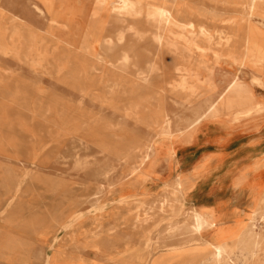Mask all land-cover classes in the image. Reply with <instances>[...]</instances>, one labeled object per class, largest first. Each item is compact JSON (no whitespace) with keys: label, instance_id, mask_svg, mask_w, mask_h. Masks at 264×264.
I'll return each mask as SVG.
<instances>
[{"label":"rangeland","instance_id":"rangeland-1","mask_svg":"<svg viewBox=\"0 0 264 264\" xmlns=\"http://www.w3.org/2000/svg\"><path fill=\"white\" fill-rule=\"evenodd\" d=\"M54 1L79 14L56 25L40 3L0 1V185L7 177L19 181L11 197L0 189V250L16 244L2 264H46L48 256L51 264H151L147 243L157 256L162 236L193 224L190 192L216 167L211 158L249 145L247 126L255 130L264 122V64H254L253 53L234 38L248 26L263 29L264 0H168L170 9L183 16L188 9L209 29L195 26L190 33L186 16L160 24L149 6ZM158 47L167 55L157 60L164 63L160 72L151 55ZM139 51L143 60L125 57ZM191 85L202 92L201 102L240 90L244 111H225L194 127L198 103L179 95ZM146 155L142 171H133L130 160ZM181 180L188 181L186 192L176 198ZM260 194H250L252 203ZM259 206L263 211L264 195ZM76 215L82 220L72 234L59 231ZM257 218L264 220V213ZM219 224L237 222L227 216ZM176 236L184 244L198 239L189 231ZM203 237L229 247L234 264H247L250 251L264 253V245L243 248L233 228Z\"/></svg>","mask_w":264,"mask_h":264},{"label":"bare ground","instance_id":"bare-ground-1","mask_svg":"<svg viewBox=\"0 0 264 264\" xmlns=\"http://www.w3.org/2000/svg\"><path fill=\"white\" fill-rule=\"evenodd\" d=\"M1 1V0H0ZM26 1V0H24ZM34 1L36 4L40 3L42 4L43 7H45L48 12L50 13L49 15H51L52 17V21L57 23L56 25L59 24V21L63 20L66 17H72L75 16L77 12V10H75L74 8L71 10H66L63 9L56 1L54 0H32ZM63 1V0H62ZM102 1V0H101ZM73 2V1H72ZM34 3V4H35ZM69 3V2H68ZM118 3L121 5L122 8L124 9H129L132 8L134 6H136L137 8H141V7H148V12L153 15V17L161 24L163 22H167L168 24L172 23V19L174 18V16L176 17H181V14L178 13V10H172L169 8L168 5V0H162L159 4H146L144 2H140V0H118ZM32 4V3H31ZM114 4V3H113ZM258 4V1H257ZM64 5V4H62ZM68 5V4H67ZM73 5V4H72ZM116 5V4H115ZM141 5V6H140ZM119 6V5H118ZM249 6V5H248ZM22 7V6H21ZM76 7V6H75ZM207 8H209L208 6H206ZM34 8V7H33ZM85 8V7H84ZM173 8V7H171ZM257 8V7H256ZM255 8V9H256ZM3 9V8H2ZM77 9V8H76ZM83 9V8H82ZM86 9V8H85ZM142 9V8H141ZM81 10V9H80ZM41 11V10H40ZM253 11V10H252ZM18 11L13 12V17L17 16ZM82 13V12H81ZM264 13V11H263ZM19 14V13H18ZM47 14V13H46ZM79 14V13H78ZM86 13L84 12V15ZM44 15V13H43ZM72 15V16H71ZM88 15V14H87ZM252 15V14H251ZM95 16V15H94ZM148 16V15H147ZM183 16V14H182ZM184 16H186L187 18H189L188 21V27L189 29H187L186 31L188 33L192 32L191 29L195 26H198V28H206L207 30L208 27L206 25H197L196 23V18L192 17L189 10L186 9L184 12ZM183 16V17H184ZM48 17V16H47ZM45 18V17H44ZM89 18V17H88ZM182 18V17H181ZM15 19V18H14ZM13 20V19H12ZM122 21V20H121ZM176 21V20H175ZM233 21V20H232ZM262 22L264 20H261ZM151 22V21H150ZM177 22V21H176ZM179 22V21H178ZM8 23V21H7ZM113 23V22H112ZM155 23V22H154ZM180 23V22H179ZM178 23V24H179ZM205 23V22H204ZM255 24V23H254ZM55 25V24H54ZM55 25V27H56ZM62 25V24H61ZM60 25V26H61ZM157 25V24H156ZM172 25V24H171ZM261 25V24H260ZM96 26V25H95ZM127 26V25H126ZM187 26V25H186ZM262 26V25H261ZM64 27V26H61ZM184 27V26H183ZM57 28V27H56ZM66 28V27H65ZM159 28V26H158ZM262 28L264 29V26H262ZM14 29V28H13ZM263 29H261V27H251L248 26V28L246 29H242L239 33L235 34L236 36L235 41L236 44L239 46V48H242V45L245 47V49L247 50V52L249 53H253L252 56H254V59L252 60L254 64H264V33H263ZM11 30V29H10ZM51 30V29H50ZM158 30V29H157ZM100 31V30H99ZM55 32V31H54ZM157 33V32H156ZM184 34V32H183ZM9 35V34H8ZM157 35V34H156ZM155 35V36H156ZM162 36V35H161ZM188 36V35H187ZM248 36V37H247ZM16 37V33L11 31V35L9 36V38H11L13 40V38ZM185 37V35H184ZM8 38V39H9ZM88 39V38H87ZM161 39V38H160ZM229 39V38H228ZM86 40V39H84ZM99 41V40H97ZM15 43V42H14ZM21 43V42H18ZM99 43V42H98ZM109 43V42H108ZM114 43V42H113ZM85 44V43H84ZM118 44V43H117ZM164 44V43H163ZM82 45V43H81ZM158 45V44H157ZM156 45V46H157ZM161 45V44H159ZM90 47V46H89ZM136 46H134L135 48ZM15 48V47H14ZM50 48V47H49ZM156 48V47H155ZM160 47H158L157 50L153 49V51H151V55L153 56V58L155 59V63H154V69L156 71H162L163 70V64L161 61H157L160 58L165 59V57L167 55H161V51L159 50ZM175 48V47H174ZM162 49V48H161ZM131 51V50H130ZM148 51V50H146ZM170 51V50H169ZM123 53H125L124 51H122ZM173 53V51H170L168 54ZM118 54V53H117ZM121 56V55H120ZM124 56V55H123ZM18 57V56H16ZM117 57H119L117 55ZM125 57H131L132 59H136V60H143L144 57L142 55V52H127V55H125ZM31 58V57H30ZM172 58V56H171ZM14 59V58H13ZM22 59V58H21ZM16 60V59H15ZM18 60V59H17ZM23 60V59H22ZM31 60V59H29ZM40 60V59H39ZM37 60V62L39 61ZM116 60V59H115ZM120 60H122L120 58ZM175 60V59H174ZM24 61V60H23ZM58 61V60H57ZM151 61V59L149 60ZM19 62V61H18ZM27 62V61H26ZM25 62V63H26ZM30 62V61H29ZM28 62V63H29ZM36 62V61H35ZM36 62V63H37ZM112 62V60H111ZM148 62V60H147ZM146 62V63H147ZM117 63V61L115 62ZM150 64V63H149ZM28 65V64H26ZM131 65V64H130ZM151 65V64H150ZM136 66V64H135ZM148 66V63H147ZM130 67V66H129ZM134 67V66H133ZM138 67V66H137ZM264 68V66H262ZM153 70V69H152ZM188 70V69H186ZM190 70V69H189ZM149 71V70H148ZM147 71V72H148ZM151 71V70H150ZM149 71V72H150ZM154 71V70H153ZM180 71V70H179ZM146 72V73H147ZM177 72V71H176ZM181 72V71H180ZM262 72V71H261ZM260 72V73H261ZM153 73V72H152ZM183 73V72H182ZM187 73V72H186ZM144 74V72H143ZM149 74V73H147ZM154 74V73H153ZM263 74V73H262ZM151 75V74H149ZM147 76V75H146ZM177 76V75H176ZM192 76V75H191ZM262 77V76H261ZM184 78V77H183ZM187 78V77H186ZM191 78V77H190ZM179 79V78H178ZM261 80V79H260ZM188 83V82H187ZM259 83V82H258ZM257 82H255V85L258 84ZM181 84V83H180ZM177 85V84H176ZM262 85V84H260ZM180 87V86H179ZM261 87V86H259ZM202 92L198 91V89H194L191 85V88H184L180 93V97H185L188 100H194L196 103H198V109H196V121L194 122V127L199 126L200 124L204 123L206 120L209 119H213L216 116L222 114L225 111H228L231 114H238L244 110H242V108L244 107V103L246 102V100L243 98L242 94H240V90L239 91H232V93L229 92V95L227 93L225 94H220L218 95L217 98V102H212L213 99L211 97H208L204 102H201L203 95L201 94ZM211 94H213L215 96L214 93L210 92ZM178 95V96H179ZM227 95V96H226ZM212 96V97H214ZM215 98V97H214ZM183 100V99H182ZM182 102V101H180ZM257 109V108H256ZM252 111V110H251ZM250 112H248L249 114ZM253 113V111H252ZM245 114V113H244ZM247 114V113H246ZM251 115V114H250ZM168 116V115H167ZM246 116V115H245ZM235 119V118H234ZM239 118H237L238 120ZM44 133V132H43ZM190 140V138H189ZM1 142V141H0ZM175 154V153H174ZM171 155V154H170ZM149 157L143 156L142 158H140L137 161H134V159L130 160L131 162V166H135L133 171H142V169L144 168L147 159ZM87 161V160H86ZM7 162V161H6ZM116 162V161H115ZM4 163V162H3ZM124 164V163H123ZM23 166V165H22ZM112 166V165H111ZM1 167V166H0ZM21 167V166H20ZM25 167V166H24ZM7 168V167H6ZM3 169V168H2ZM26 169V168H25ZM36 169V168H35ZM119 169V168H118ZM19 170H22L21 168H19ZM9 171V170H8ZM25 171V170H24ZM23 171V172H24ZM28 171V170H27ZM106 171V170H105ZM10 172V171H9ZM35 172V171H34ZM110 172V171H109ZM1 173V172H0ZM27 173V172H26ZM25 173V174H26ZM246 172L242 173L240 175V179H248V175L245 174ZM4 174V173H3ZM12 174V173H11ZM33 174V173H32ZM31 174V175H32ZM55 174V173H54ZM63 174V173H62ZM113 174V173H112ZM135 174V173H132ZM1 175V174H0ZM108 175V174H107ZM14 176V175H13ZM2 177V176H1ZM19 177V175H18ZM37 177V176H36ZM35 177V178H36ZM105 177V175H104ZM3 178V177H2ZM1 178V179H2ZM15 178V177H14ZM31 177H29L30 179ZM45 178V177H44ZM127 178V177H126ZM5 179V180H4ZM4 182L2 183L1 181V185H0V189L4 192V194L8 197H11L12 194L16 193L17 191V183L19 182L17 180V177L15 178L16 181L18 182H14L13 179H9V177L4 178ZM21 179V178H20ZM107 179V178H106ZM115 180V179H114ZM114 180L112 183H114ZM121 180V179H120ZM42 181V180H40ZM56 181V180H55ZM59 181V180H58ZM39 182V181H38ZM51 182V181H50ZM108 182V181H107ZM26 183V182H25ZM24 183V184H25ZM41 183V182H40ZM111 183V181H110ZM188 181L187 180H181L179 182H177V184L175 185L174 188V195L176 196V198H179L181 195H183L186 191H185V184H187ZM48 184V183H47ZM60 185V184H59ZM63 185V184H61ZM60 185V186H61ZM30 186V185H29ZM32 186V185H31ZM35 186V185H34ZM33 186V187H34ZM46 187V185H43ZM114 186V184H113ZM44 187V188H45ZM112 187V185L110 186ZM35 188V187H34ZM55 188V187H54ZM103 188V187H102ZM26 190V189H24ZM33 190V189H32ZM31 190V191H32ZM54 190V189H53ZM58 190V189H57ZM56 190V191H57ZM62 190V187H61ZM23 191V189L21 190ZM46 191V190H45ZM48 191V190H47ZM38 193V190L36 191ZM43 192V191H42ZM49 192H53L52 190ZM49 192L47 194H49ZM22 193V192H21ZM24 193V192H23ZM32 193V192H31ZM40 193V192H39ZM45 193V192H44ZM42 193V194H44ZM30 194V193H29ZM41 194V193H40ZM46 194V193H45ZM54 194V193H53ZM60 194V193H59ZM21 195V194H19ZM23 195V194H22ZM34 195V194H33ZM264 195V191L257 197V199L252 203L251 205V210L247 213L246 216L241 215H235V216H231V217H235L237 224L236 225H231V226H227L224 227L222 225L219 224V221L221 219V214L222 212H218L217 210H215L214 208L211 209H207L205 207H193L192 210V215H193V224L186 227L185 229H180L176 228L175 231L173 232H168V234H166L165 236L161 237L160 240V245L162 247V251L161 253H159L157 256H155L152 252H149V247H148V243H147V251H148V255L149 258L151 260V264H234V259L232 258L233 256H231V254L233 253V251L227 247V246H221V245H214V244H210L207 241H205L203 238L204 235L206 234H210L211 232H213L217 227H222L223 229H227V228H233L240 237H242V241H241V246L243 248H246L248 245H253L255 247L258 248V246H262L264 245V220L263 219H258L257 218V214L262 212L264 213V210L262 211V209L259 206L260 203V198L261 196ZM17 196V195H16ZM43 196V195H42ZM61 196V195H60ZM15 197V196H14ZM40 197V196H38ZM55 197V196H54ZM19 198V197H18ZM23 199V198H22ZM21 199V200H22ZM187 199V198H186ZM19 200V199H17ZM11 202V201H10ZM17 202V201H16ZM21 202V201H20ZM9 203V202H8ZM11 205V204H10ZM15 209H16V205L14 204ZM183 207H185L184 205H182ZM12 207V206H10ZM34 206H32L33 208ZM14 208V207H12ZM26 208V206H25ZM2 209V208H1ZM28 209V208H27ZM100 209V208H99ZM261 209V211H260ZM19 210V209H18ZM39 210V209H38ZM94 210V209H93ZM108 210V209H107ZM10 211V210H9ZM16 211V210H15ZM90 212V211H89ZM88 212V214H89ZM92 212V210H91ZM90 212V213H91ZM95 212V210H94ZM14 213V211H13ZM83 214V213H82ZM3 215V214H2ZM14 215V214H12ZM17 215V212L16 214ZM32 215V214H31ZM85 215V214H84ZM35 216H36V212H35ZM146 216V215H145ZM12 217V216H11ZM8 218H10L8 216ZM17 218V217H16ZM15 218V219H16ZM19 218V217H18ZM32 218V217H31ZM2 219V218H1ZM13 219V218H12ZM10 219V221L12 220ZM13 219V220H15ZM26 219V218H25ZM140 219V218H139ZM42 220V219H41ZM82 220V216L80 215H76L75 217H73L67 224H65V226L59 228V231H63L66 234H72V230L74 229V227ZM191 220V218H190ZM191 220V221H193ZM3 221V220H2ZM8 221V220H7ZM33 221V220H32ZM52 221V220H51ZM6 222V221H4ZM42 222H44V220H42ZM41 222V223H42ZM9 223V222H8ZM31 223V222H30ZM39 223V222H37ZM162 223V222H161ZM24 224V223H23ZM36 224V223H35ZM56 225L58 224L57 222L55 223ZM40 225V223H39ZM244 227H241L243 226ZM33 226V225H32ZM58 226V225H57ZM40 228V227H39ZM37 229V228H36ZM2 231V230H1ZM32 231V229H31ZM34 231V230H33ZM183 231H189L191 233V235L194 236H198L197 240L188 242V243H182V240H180L176 234H178L179 232H183ZM26 232V231H25ZM29 232V231H28ZM59 233V232H58ZM57 233V234H58ZM68 236V235H67ZM180 236V235H179ZM182 237V236H181ZM36 239V238H35ZM15 240V239H14ZM157 238H156V242H157ZM15 242V241H14ZM16 243V242H15ZM20 243V242H19ZM128 243V242H127ZM153 244V243H152ZM209 244V246H207ZM19 245V244H18ZM203 245V246H202ZM16 247V244L11 243L8 244L7 246H4V248L2 250H0V264H2L3 262L1 261V256L5 257L10 255V253H12L14 251ZM260 248V247H259ZM251 249V248H250ZM205 250L208 251V254L205 253ZM252 250V249H251ZM255 250V249H254ZM251 254L246 253L248 259H247V264H263L264 261L260 260V255L264 256V253H258V252H251ZM245 255V256H246ZM264 260V258H263ZM46 264H51L50 261V257L48 256L46 262ZM244 263V261H243ZM138 264H147L143 259L138 263Z\"/></svg>","mask_w":264,"mask_h":264},{"label":"crops","instance_id":"crops-1","mask_svg":"<svg viewBox=\"0 0 264 264\" xmlns=\"http://www.w3.org/2000/svg\"><path fill=\"white\" fill-rule=\"evenodd\" d=\"M261 123H258L259 129L255 130L253 126H247L251 130L248 136L249 145L225 150L222 156L211 158L218 161L216 167L205 179L198 181L190 192L189 197L195 202L194 207L214 208L222 212L221 217L241 215L250 211V194L264 191V122ZM225 134L227 137L232 135L229 132ZM238 152L241 153L240 156ZM244 172L248 175L247 180L239 178ZM200 187L202 188L199 191Z\"/></svg>","mask_w":264,"mask_h":264}]
</instances>
